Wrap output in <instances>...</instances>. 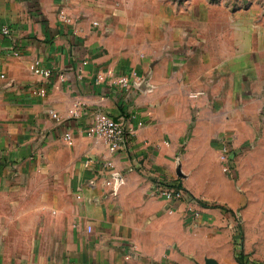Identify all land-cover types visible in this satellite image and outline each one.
<instances>
[{
    "label": "crops",
    "instance_id": "crops-1",
    "mask_svg": "<svg viewBox=\"0 0 264 264\" xmlns=\"http://www.w3.org/2000/svg\"><path fill=\"white\" fill-rule=\"evenodd\" d=\"M96 111L125 120L115 153ZM219 145L264 157V0H0V264H264Z\"/></svg>",
    "mask_w": 264,
    "mask_h": 264
},
{
    "label": "rangeland",
    "instance_id": "rangeland-1",
    "mask_svg": "<svg viewBox=\"0 0 264 264\" xmlns=\"http://www.w3.org/2000/svg\"><path fill=\"white\" fill-rule=\"evenodd\" d=\"M223 147H226L228 152V162L231 164L230 173L223 172L221 168L219 156ZM244 156L242 153L231 154L229 147L219 145L216 159L212 155L216 168L210 171V175L219 180L225 179L226 185L224 182H219L216 187L217 192L228 196L231 188L234 190L237 198L236 206H220V208L232 211L234 226L240 230L239 235H242V239L249 245L247 250L242 251V255L254 256L264 262V157L259 154L247 155L244 170H239L237 162ZM181 189L174 188V190L181 191L183 195L188 193L184 187ZM201 189L207 190L209 187H201Z\"/></svg>",
    "mask_w": 264,
    "mask_h": 264
},
{
    "label": "built area",
    "instance_id": "built-area-1",
    "mask_svg": "<svg viewBox=\"0 0 264 264\" xmlns=\"http://www.w3.org/2000/svg\"><path fill=\"white\" fill-rule=\"evenodd\" d=\"M31 71L42 77H48L52 73V69L49 67H44L40 64L38 60L33 61L30 66ZM60 80H64V75H59ZM108 78L113 84L126 87L129 83L128 78L125 76H120L107 71L104 73H97L95 80L97 82L103 81ZM40 94L44 93V90L40 89ZM73 116L80 115L79 103L75 102L73 109L71 110ZM128 128L126 127L125 120L121 117H113L104 111H96L93 114V123L84 130L85 135L101 140L107 148L109 154L115 153L122 145ZM63 140L67 143L72 142V136L69 131L64 132ZM228 152L226 147H223L220 151V163L223 172H231V164L228 162ZM107 167H112V161L108 160L106 162ZM165 198L170 200H181L183 194L179 190L174 189H159L158 191ZM86 231H91V226L86 227Z\"/></svg>",
    "mask_w": 264,
    "mask_h": 264
}]
</instances>
